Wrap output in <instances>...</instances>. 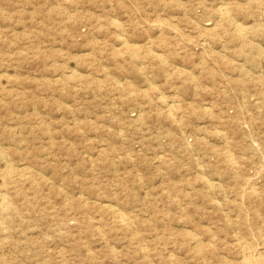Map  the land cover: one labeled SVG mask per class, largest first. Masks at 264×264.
I'll use <instances>...</instances> for the list:
<instances>
[{"label":"rangeland","instance_id":"rangeland-1","mask_svg":"<svg viewBox=\"0 0 264 264\" xmlns=\"http://www.w3.org/2000/svg\"><path fill=\"white\" fill-rule=\"evenodd\" d=\"M263 14L264 0H0V264H264Z\"/></svg>","mask_w":264,"mask_h":264},{"label":"bare ground","instance_id":"bare-ground-1","mask_svg":"<svg viewBox=\"0 0 264 264\" xmlns=\"http://www.w3.org/2000/svg\"><path fill=\"white\" fill-rule=\"evenodd\" d=\"M251 1H252V0H251ZM251 3H252V2H251ZM223 9H224V8H223ZM224 12H225V10H224ZM226 12H227V11H226ZM219 14H220V13H219ZM220 15H221V14H220ZM261 15H262V14H261ZM263 15H264V14H263ZM224 16H225V15H224ZM261 19H262V18H261ZM229 20H231L230 17H229ZM226 22L228 23V21H226ZM226 22H225V23H226ZM210 24H211V23H210ZM233 24H234V23H233ZM217 25H218V24H217ZM232 28H233V27H232ZM243 28H244V27H243ZM233 29H234V28H233ZM233 29H232V30H233ZM252 29H253V28H252ZM263 29H264V28H263ZM263 29H262V30H263ZM221 30H223V29H221ZM224 30H225V29H224ZM235 30H236V29H235ZM244 30H245V28H244ZM247 30H248V28H247ZM259 30H260V29H259ZM263 31H264V30H263ZM233 33H234V32H233ZM235 34H236V32H235ZM235 34H234V36H235ZM251 34H252V33H251ZM236 35H237V34H236ZM244 35H245V34H244ZM259 35H264V32H263V34L261 33V34H259ZM232 36H233V34H232ZM237 37H239V36H237ZM233 38H234V37H233ZM239 38H240V37H239ZM248 38H249V36H248ZM263 39H264V38H263ZM241 40H242V39H241ZM243 40H244V39H243ZM240 42H241V41H240ZM248 42H249V41H248ZM250 42H251V41H250ZM251 43H252V42H251ZM243 44H244V43H243ZM253 44L256 45V43H253ZM253 44H252V47L255 46V45H253ZM204 45H205V44H204ZM245 46H246V45H245ZM202 47H204V46H202ZM242 47H243V46H242ZM258 48H259V47H258ZM202 49H203V48H202ZM253 49H254V48H253ZM204 50H205V48H204ZM204 50H203V51H204ZM206 50H207V49H206ZM261 50H262V48H261ZM262 51H263V50H262ZM204 52H205V51H204ZM241 52H242V50H241ZM260 52H261V51H260ZM209 53H210V52H209ZM261 53H262V52H261ZM262 54H263V53H262ZM210 56H211V55H210ZM254 57H255V56H254ZM211 59H212V58H211ZM214 60H216V59H214ZM257 60H259V59H257ZM216 62H217V60H216ZM258 62H259V61H258ZM215 64H216V63H215ZM261 65H263V64H261ZM220 66H221V65H220ZM243 66H244V65H243ZM262 67L264 68V66H262ZM205 68H207V67L205 66ZM218 68H219V67H218ZM239 68H240V67H239ZM244 68H245V67H244ZM263 68H262V69H263ZM222 69H223V68H222ZM224 69H225V68H224ZM245 69H246V68H245ZM252 69H253V68H252ZM213 70H214V69H213ZM235 70H236V69H235ZM240 70H241V69H240ZM248 70H249V69H248ZM220 71H221V70H220ZM230 71H231V70H230ZM238 71H239V70H238ZM254 71H255V70H254ZM201 72H206V71H205V70H203V71H199L200 74H201ZM207 72H208V71H207ZM207 72H206V73H207ZM236 72H237V71H236ZM236 72H235V73H236ZM248 72H249V71H248ZM208 73H210V72H208ZM208 73H207V74H208ZM214 73H216V71H215ZM221 73H222V72H221ZM231 73H232V72H231ZM235 73H233V74H235ZM237 73H238V72H237ZM240 73H241V72H240ZM244 73H245V71H244ZM253 73H254V72H253ZM242 74H243V73H242ZM202 75H203V74H202ZM204 75H205V74H204ZM204 75H203V77H204ZM214 75H215V74H213V76H214ZM216 75H217V74H216ZM216 75H215V76H216ZM218 75H219V74H218ZM223 75H224V74H223ZM223 75H222V76H223ZM251 75H252V74H251ZM260 75H261V74H260ZM206 76H207V75H206ZM209 76H210V75H209ZM224 76H225V75H224ZM224 76H223V79H225ZM257 76H258V75H257ZM240 77H241V75H240ZM250 77H251V76H250ZM262 77H263V76H262ZM205 78H206V77H205ZM212 78H213V77H212ZM212 78H210V79H212ZM221 78H222V77H221ZM254 78H255V77H254ZM187 79H188V78H187ZM187 79H186V80H187ZM194 79H195V77H194ZM226 79H227V77H226ZM246 79H247V78H246ZM255 79H256V78H255ZM189 80H190V78H189ZM192 80H193V79H192ZM192 80H190V81H192ZM197 80H198V77L194 80V82H196ZM199 80H200V79H199ZM222 81H223V80H222ZM231 81H232V80H231ZM231 81H229V82H231ZM194 82H193V83L191 82V83H192V86H193ZM201 82H202V81H201ZM206 82H207V81H206ZM216 82H217V81H216ZM223 82L225 83V81H223ZM226 82H227V81H226ZM186 83H187V82H186ZM197 83H198V81L196 82V84H197ZM203 83H204V82H203ZM232 83H233V82H232ZM234 83H235V81H234ZM234 83H233V84H234ZM257 83H259V82H257ZM257 83H255V84L257 85ZM189 84H190V83H189ZM196 84H194V85L196 86ZM199 84H200V83H199ZM201 84H202V83H201ZM201 84H200V85H201ZM213 84H214V83H213ZM249 84H250V82H249ZM251 84H252V83H251ZM200 85H199V86H200ZM203 85H204V84H203ZM229 85H230V84H229ZM234 85H236V83H235ZM187 86H188V85H187ZM204 86H206V85H204ZM230 86H231V85H230ZM232 86H233V85H232ZM250 86H251V85H250ZM258 86H259V85H258ZM202 87H203V86H202ZM190 88H191V87H190ZM203 88H204V87H203ZM230 88H231V87H230ZM198 89H199V88H198ZM204 89H207V88L205 87ZM237 89H239V88H237ZM191 91H192V90H191ZM196 91H197V90H196ZM201 91H202V88H201ZM209 91H210V90H209ZM198 92H199V91H198ZM243 92H244V91H242V93H243ZM188 93H189V92H188ZM222 93H223V92H222ZM234 93H235V92H234ZM242 93H241V94H242ZM230 94H231V93H230ZM239 94H240V92H239ZM239 94H238V95H239ZM201 95H202V94H201ZM205 95H206V91H205ZM209 95H210V94H209ZM212 95H213V94H212ZM219 95H220V94H219ZM223 95L225 96V94H223ZM223 95H222V96H223ZM232 95H233V93H232ZM234 95H235V94H234ZM243 95H244V93H243ZM245 95H248V94H245ZM262 95H263V94H262ZM222 96H220L219 98H221ZM224 96H223V97H224ZM230 96H231V95H230ZM240 96H241V95H240ZM240 96H239V97H240ZM256 96H257V95H256ZM213 97H214V96H213ZM217 97H218V96H217ZM232 97H233V96H232ZM241 97H242V96H241ZM243 97H244V96H243ZM259 97H260V96H259ZM199 98H200V97H199ZM210 98H211V97H210ZM246 98H247V97H246ZM196 99H198V98H196ZM221 99H222V98H221ZM225 99H226V98H225ZM225 99L223 98V100H225ZM227 99H228V98H227ZM239 99H240V98H239ZM217 100H219V99H217ZM255 100H257V99H255ZM225 101H226V100H225ZM231 101H232V100H231ZM234 101H236V100H234ZM246 101H247V100H246ZM250 101H251V99H250ZM250 101H249V102H250ZM216 102H217V101H216ZM216 102H215V103H216ZM238 102H239V101H238ZM238 102H237V103H238ZM253 102H254V101H253ZM258 102H259V101H258ZM198 103H199V102H198ZM225 103H226V102H225ZM231 103H232V102H231ZM247 103H248V102H247ZM255 103H256V102H255ZM259 103H260V102H259ZM175 104H176V103H175ZM175 104H174V105H175ZM189 104H190V103H189ZM193 104H194V103H193ZM240 104H241V103H240ZM240 104H239V105H240ZM167 105H168V104H167ZM172 105H173V104H172ZM178 105H179V108H180V104H178ZM187 105H188V104H187ZM187 105L185 104V106H187ZM190 105H191V104H190ZM213 105H214V104H213ZM242 105H244V104H242ZM255 105H256V104H255ZM175 106H176V105H175ZM175 106H174V107H175ZM191 106H193V105H191ZM191 106H190V107H191ZM224 106H225V105H224ZM230 106H231V104H230ZM246 106H247V105H246ZM252 106H254V105H252ZM174 107H173V108H174ZM195 107H196V104H195ZM197 107H198V106H197ZM216 107H218V105H217ZM254 107H257V106H254ZM167 108H168V107H167ZM171 108H172V106H171ZM179 108H178V109H179ZM187 108H188V106H187ZM211 108H212V107H211ZM219 108H220V107H219ZM219 108H218V109H219ZM246 108H247V107H246ZM169 109H170V106H169ZM174 109H175V108H174ZM184 109H185V108H184ZM193 109H194V108H192L191 111H193ZM199 109H200V108H199ZM216 109H217V108H216ZM231 109H233V108H231ZM235 109H236V108H235ZM241 109H242V107H241ZM244 109H245V107H244ZM159 110H160V109H159ZM179 110H180V109H179ZM197 110H198V109H197ZM214 110H215V109H214ZM221 110H222V109H221ZM224 110H225V109H224ZM224 110H223V111H224ZM261 110H262V109H261ZM160 111H161V110H160ZM169 111H170V110H169ZM169 111H167V112L169 113ZM171 111H172V110H171ZM177 111H178V110H177ZM177 111H176V112H177ZM185 111H186V112H187V111L189 112L190 110L188 109V110H185ZM185 111H183V113H184ZM201 111H202V109H201ZM210 111H212V110H210ZM234 111H235V110H234ZM236 111H237V110H236ZM240 111H241V110H240ZM244 111H245V110H244ZM172 112H174V111H172ZM194 112L198 113L199 111H194ZM203 112H204V111H203ZM256 112H257V110H256ZM263 112H264V110H263ZM163 113H164V112H162V115H163ZM168 113H167V115H168ZM199 113H200V112H199ZM206 113H207V110H206ZM208 113H209V112H208ZM223 113H224V112H222L221 114H223ZM225 113H226V112H225ZM236 113H237V112H236ZM243 113H244V112H243ZM243 113H242V114H243ZM159 114H161V113H159ZM185 114H186V113H185ZM185 114H184V116H185ZM202 114H203V113H202ZM202 114H201V115H202ZM210 114H212V113H210ZM214 114H215V112H214ZM217 114H218V113H217ZM217 114L214 115L212 118L214 119L215 116L219 118V116H217ZM254 114H256V113H254ZM167 115H164V116L166 117ZM170 115H171V114H170ZM170 115H168V116L170 117ZM186 115H187V114H186ZM189 115L192 116V114H190V113L188 114V116H189ZM194 115H195V114H194ZM196 115L199 116V114H196ZM201 115H200V117L205 116V113H204V115H202V116H201ZM207 115H208V114H207ZM212 115H213V114H212ZM218 115H220V112H219ZM224 115H225V114H224ZM228 115H229V114H228ZM232 115H233V114H232ZM234 115H235V113H234ZM250 115H251V114H250ZM168 116H167V117H168ZM171 116H172V115H171ZM174 116H175V115H174ZM188 116H187V117H188ZM208 116L210 117V115H208ZM220 116H221V115H220ZM226 116H227V115H226ZM246 116H247V115H246ZM252 116H253V115H252ZM252 116H251V118H252ZM257 116H258V115H257ZM260 116H261V115H260ZM167 117H166V119H167ZM172 117H173V116H172ZM175 117H176V116H175ZM185 117H186V116H185ZM205 117H206V116H205ZM229 117L231 118V116H229ZM236 117H237V116H236ZM263 117H264V116H263ZM162 118H163V116H162ZM173 118H174V117H173ZM188 118H189V117H188ZM191 118H192V117H191ZM206 118L208 119V117H206ZM206 118H204V119H206ZM221 118H222V116H221ZM223 118H224V117H223ZM245 118H246V120H247V117H245ZM258 118H259V117H258ZM164 119H165V118H164ZM174 119H175V118H174ZM194 119H195V118H194ZM253 119H254V118H253ZM256 119H257V118H256ZM259 119H260V118H259ZM259 119H257V120H259ZM181 120H182V119H181ZM181 120H179V122H180ZM191 120H192V119H191ZM210 120H211V119H210ZM218 120H219V119H218ZM220 120H221V119H220ZM227 120H228V119H227ZM231 120H232V119H231ZM244 120H245V119H244ZM249 120H250V119H249ZM254 120H255V119H254ZM167 121H169V120H167ZM171 121H172V119H171ZM171 121H170V122H171ZM173 121H174V120H173ZM187 121H189V120H187ZM187 121H185V122L187 123ZM176 122H177V121H176ZM229 122H230V121H229ZM236 122H237V121H236ZM246 122H247V121H246ZM248 122H249L248 124L250 125L251 122H250V121H248ZM177 123H178V122H177ZM188 123H189V122H188ZM188 123H187V124H188ZM194 123H195V122H194ZM218 123H219V122H218ZM238 123H239V122H238ZM255 123H256V122H255ZM255 123H254V124H255ZM172 124H173V123H172ZM191 124L194 125L193 123H191ZM219 124H220V123H219ZM243 124H244V123H243ZM243 124H242V126H243ZM254 124H253V125H254ZM257 124H258V123H257ZM261 124H263V123H261ZM175 125H176V124H175ZM192 125H190V126H192ZM195 125H196V124H195ZM195 125H194V126H195ZM215 125H216V123H215ZM222 125H223V124H222ZM245 125H246V124H245ZM251 125H252V124H251ZM255 125H256V124H255ZM176 126H177V125H176ZM196 126H197V125H196ZM211 126H212V125H211ZM238 126H239V125H238ZM256 126H258V125H256ZM197 127H199V126H197ZM239 127H240V126H239ZM245 127H247V126H245ZM253 127H254V126H253ZM263 127H264V126H263ZM181 128H182V126H180L179 129H181ZM194 128H195V127H194ZM194 128H193V129H194ZM224 128H225V127H224ZM227 128H228V127H227ZM250 128H252V127H250ZM250 128H249V129H250ZM257 128H258V127H257ZM257 128H256V129H257ZM205 129H207V128H204V130H205ZM219 129H220V128H219ZM221 129H222V128H221ZM242 129H243V128H242ZM242 129H241V130H242ZM249 129H247V131H248ZM252 129H253V128H252ZM252 129H251V130H252ZM259 129H260V128H259ZM181 130H182V129H181ZM194 130H195V129H194ZM198 130H199V128H198ZM200 130H201V128H200ZM204 130H203V131H204ZM210 130H211V129H210ZM214 130H216V129H214ZM217 130H218V129H217ZM223 130H224V129H223ZM225 130H226V129H225ZM230 130H231V129H230ZM253 130H254V129H253ZM257 130H258V129H257ZM263 130H264V129H263ZM192 131H193V130H192ZM196 131H197V130H196ZM182 132H183V131H182ZM200 132H201V131H200ZM207 132H209V131L207 130ZM211 132H212V131H211ZM224 132H226V131H224ZM228 132H229V131H228ZM228 132H227V133H228ZM244 132H245V130H244ZM249 132H250V131H249ZM253 132H255V130H254ZM179 133H181V132H179ZM185 133H186V132H185ZM185 133H184V135H185ZM204 133H206V131H205ZM229 133H230V132H229ZM246 133H247V132H246ZM246 133H245V134H246ZM256 133H257V132H256ZM260 133H261V132H260ZM260 133H259V134H260ZM212 134H213V133H212ZM231 134H232V132H231ZM236 134H237V133H236ZM236 134L234 133V135H236ZM240 134H241V133H240ZM259 134H258V135H259ZM181 135H182V133H181ZM187 135H188V134H187ZM189 135H190V134H189ZM204 135H205V134H204ZM208 135H209V134H208ZM208 135H207V136H208ZM213 135H214V134H213ZM217 135H218V133H217ZM238 135H239V134H238ZM238 135H237V136H238ZM261 135H262V133H261ZM261 135H260V136H261ZM182 136H183V135H182ZM214 136H216V135H214ZM229 136L232 137V135H229ZM260 136H259V137H260ZM180 137H181V136H180ZM190 137H191V136H190ZM199 137H200V136H199ZM199 137H198V138H199ZM203 137H205V136H203ZM203 137H202V138H203ZM224 137H225V135H224ZM231 137H230V138H231ZM238 137H239V136H238ZM254 137H255V136H254ZM261 137H263V136H261ZM183 138H184V137H183ZM188 138H189V137H188ZM188 138H187V139H188ZM195 138H196V137H195ZM216 138H217V137H216ZM225 138H226V137H225ZM200 139H201V138H199L198 140H200ZM242 139H243V138H242ZM245 139H246V138H245ZM253 139H254V138H253ZM260 139H261V138H260ZM217 140H220V138L217 139ZM225 140H227V139H225ZM230 140H231V139H229V141H230ZM234 140H235V139H234ZM182 141H183V140H182ZM184 141H186V140H184ZM195 141H196V140H195ZM195 141H194V142H195ZM223 141H224V140H223ZM241 141H242V140H241ZM261 141H262V140H261ZM194 142H193V143H194ZM202 142L204 143V141H201V143H202ZM205 142H206V141H205ZM215 142H216V141H215ZM217 142H218V141H217ZM243 142H244V141H243ZM201 143H200V144H201ZM230 143H231V142H230ZM239 143L241 144L242 142H239ZM239 143H238V144H239ZM246 143H247V142H246ZM246 143H245V144H246ZM206 144H207L206 147H208V142H207ZM206 144H204V146H205ZM243 144H244V143H243ZM243 144H242V146H243ZM183 145H184V144H183ZM183 145H182V146H183ZM190 145H191V144H190ZM196 145H197V144H196ZM216 145H217V144H216ZM220 145H221V144H220ZM184 146H185V147H186V146L189 147V145H188V140H187V144L184 145ZM191 146H193V145H191ZM191 146H190V148H191ZM198 146H199V145H198ZM198 146H197V147H198ZM200 146H201V145H200ZM200 146H199V147H200ZM202 146H203V144H202ZM210 146H211V144H210ZM228 146H229V144H228ZM231 146H232V145H231ZM231 146H230V147H231ZM245 146H246V145H245ZM249 146H251V144H250ZM261 146H262V145H261ZM195 147H196V146H195ZM211 147H212V146H211ZM217 147H218V146H217ZM232 147H233V146H232ZM259 147H260V146H259ZM181 148H182V147H181ZM190 148H189V150H190V152H192ZM201 148H204V147H201ZM214 148H215V147H213V148H211V149H214ZM223 148H225V150L227 149L226 146H223ZM228 148H229V147H228ZM244 148H245V147H244ZM251 148H252V147H251ZM251 148H250V151H251V150H254L253 148H252V149H251ZM256 148H257V147H256ZM185 149H186V148H185ZM192 149H193V148H192ZM194 149H195V148H194ZM208 149H210V148L208 147ZM219 149H222L221 146H220ZM234 149H236V148H234ZM241 149H242V148H241ZM183 150H184V147H183ZM203 150H205V148H204ZM203 150H202V151H203ZM180 151H181V149H180ZM200 151H201V150H200ZM206 151H207V150H206ZM219 151L222 152V151H224V150H218V151H216V152L218 153ZM234 151H237V150H234ZM234 151H233V152H234ZM245 151H246V150H245ZM250 151H249V152H250ZM259 151H260V150H259ZM184 152H185V151H184ZM187 152H188V151H186V153H187ZM193 152H194V151H193ZM196 152H198V151H196ZM204 152H205V151H204ZM214 152H215V151H213L212 153H214ZM233 152H232V153H233ZM254 152H255V150H254ZM180 153H182V152H180ZM207 153H208V152H207ZM207 153H206V154H207ZM209 153H210V152H209ZM209 153H208V154H209ZM223 153H224V152H223ZM234 153H235V152H234ZM255 153H256V152H255ZM261 153H262V152H261ZM261 153H259V154H261ZM188 154H189V153H188ZM188 154H187V155H188ZM190 154H192V153H190ZM193 154H194V153H193ZM196 154H197V153H196ZM204 154H205V153H204ZM204 154H203V155H204ZM224 154H225V153H224ZM241 154H243V153H241ZM253 154H254V153H253ZM253 154H252V155H253ZM256 154H257V153H256ZM187 155H185V156H187ZM215 155H216V154H215ZM219 155H220V153H219ZM222 155H223V154H222ZM222 155H221V156H222ZM235 155H236V154H235ZM235 155H234V157H235ZM246 155H247V154H246ZM250 155H251V154H249V156H250ZM257 155H258V154H257ZM257 155H256V156H257ZM262 155H263V154H262ZM197 156H198V155H197ZM216 156H217V155H216ZM238 156H239V155H238ZM263 156H264V155H263ZM187 157H188L187 159L189 160V159H190L189 155H188ZM193 157H194V155H193ZM205 157H206V156H205ZM219 157H220V156H219ZM222 157H224V156H222ZM247 157H248V156H247ZM252 157H253V156H252ZM252 157H250V158L252 159ZM257 157H258V156H257ZM217 158H218V157H217ZM236 158H237V157H236ZM241 158H242V157H241ZM239 159H240V157H239ZM256 159H257V158H256ZM193 160H194V159H193ZM197 160H198V159H197ZM236 160H237V159H236ZM240 160H242V159H240ZM240 160H239V161H240ZM248 160H249V159H248ZM200 161H202V159H201ZM220 161H221V159H220ZM239 161H238V162H239ZM242 161H243V160H242ZM246 161H247V160H245V163H242V164H246ZM262 161H263V160H262ZM194 162H195V161H194ZM194 162H193V163H194ZM213 162H214V161H213ZM224 162H225V161H224ZM243 162H244V161H243ZM247 162H248V161H247ZM250 162H251V161H250ZM191 163H192V160H191ZM202 163H203V162H202ZM216 163H217V162H216ZM222 163H223V160H222ZM222 163H221V164H222ZM225 163H226V162H225ZM225 163H224V164H225ZM257 163H258V162H256L255 165H257ZM259 163H260V162H259ZM261 163H262V162H261ZM261 163H260V165H261ZM196 164H197V163H196ZM196 164H195V165H196ZM198 164H200V163H198ZM218 164H219V163H218ZM226 164H227V163H226ZM206 165H207V164H206ZM236 165H237V164H236ZM260 165H258V166L260 167ZM207 166H208V165H207ZM207 166H206V167H207ZM210 166L212 167V166H214V164H213V165H210ZM215 166H217V165H215ZM220 166H221V165H220ZM222 166H223V164H222ZM232 166H233V165H232ZM241 166H242V165H241ZM243 166H244V165H243ZM9 167H12V166L9 165L8 168H9ZM204 167H205V166H204ZM204 167H203V169H204ZM218 167H219V165H218ZM237 167H238V166H237ZM250 167H251V165H250ZM256 167H257V166H256ZM12 168H13V167H12ZM12 168H11V169H12ZM207 168H209V167H207ZM215 168H216V167H214V169H215ZM226 168H227V167H226ZM226 168H224V170H226ZM11 169H10V170H11ZM197 169H198V168H197ZM212 169H213V167H212ZM214 169H213V170H214ZM219 169H221V168H219ZM219 169H217V170L215 169L214 171L216 172V171H218ZM222 169H223V167H222ZM230 169H232V168H230ZM235 169H236V168H235ZM251 169H252V168H251ZM254 169H255V168H254ZM260 169H261V167H260ZM8 170H9V169H8ZM239 170H240V169H239ZM243 170H244V169H243ZM249 170H250V169H249ZM255 170H257V169H255ZM199 171H200V170H199ZM207 171H208V170H207ZM228 171L230 172V170H227L226 173H228ZM236 171H238V169H237ZM250 171H251V170H250ZM209 172H211V170H210ZM222 172H225V171H222ZM238 172H239V171H238ZM240 172H241V170H240ZM256 172H257V171H256ZM220 173H221V171H220ZM226 173H225V174H226ZM254 173H255V172H254ZM260 173H261V172H260ZM263 173H264V172H263ZM263 173H262V174H263ZM190 174H191V173H190ZM208 174H209V173H208ZM218 174H219V173H218ZM225 174H223V176H225ZM229 174H231V173H228V175H229ZM235 174H236V173H235ZM235 174L233 173L234 177L236 176ZM239 174H240V173H239ZM242 174L245 175V173H242ZM258 174H259V173H258ZM197 175H199V174H197ZM206 175H207V173H206ZM215 175H217V173H216ZM221 175H222V173H221ZM246 175H247V174H246ZM253 175H254V174H253ZM253 175H252V176H253ZM7 176H8V175H7ZM203 176H204V175H203ZM250 176H251V175H250ZM252 176H251V177H252ZM259 176H260V175H259ZM197 177H200V176H197ZM206 177H207V176H206ZM219 177L221 178L220 175H218V178H219ZM230 177H231V176H230ZM232 177H233V176H232ZM236 177H237V176H236ZM240 177H242V176H240ZM251 177H250V179H251ZM256 177H257V175H256ZM262 177H264V176H262ZM262 177H260V178H262ZM8 178H10V177H7V179H8ZM11 178H12V176H11ZM213 178H214V177H213ZM227 178H228V176H227ZM242 178H244V177H242ZM7 179H6V181H7ZM238 179H239V178H238ZM252 179H253V178H252ZM263 179H264V178H263ZM17 180H18V178H17ZM204 180H205V179H204ZM222 180H223V178H222ZM244 180H246V179H243V181H244ZM15 181H16V180H15ZM199 181L202 182L203 180H199ZM227 181H228V180H227ZM231 181H232V179H231ZM256 181L259 182V180H256ZM256 181H255V182H256ZM7 182H8V181H7ZM7 182H6V183H7ZM11 182H12V180H11ZM11 182H10V184H12ZM20 182H21V181H20ZM208 182H209V181H208ZM212 182H213V181H212ZM232 182H233V181H232ZM237 182H238V181H237ZM237 182H236V179H235V184H236ZM239 182H240V181H239ZM239 182H238V183H239ZM241 182H242V181H241ZM245 182H246V181H245ZM252 182H253V181H252ZM0 183H1V182H0ZM15 183H16V182H15ZM18 183H19V182H18ZM228 183H230V182H228ZM248 183H249V182H248ZM263 183H264V182H263ZM190 184H191V183H190ZM2 185H3V184H2ZM16 185H17V184H16ZM202 185H204V184L202 183ZM224 185H226V184H224ZM232 185H233V183H232ZM232 185H231V186H232ZM237 185H238V184H237ZM255 185H256V184H255ZM10 186H11V185H10ZM208 186H209V185H208ZM208 186H207V188H208ZM215 186H218V185H215ZM219 186H220V185H219ZM221 186H222V185H221ZM238 186H239V185H238ZM240 186H242V185H240ZM243 186H244V185H243ZM243 186H242V187H243ZM245 186H246V185H245ZM247 186H248V184H247ZM247 186H246V187H247ZM252 186H253V185H252ZM191 187H192V186H191ZM225 187L227 188V186H225ZM228 187H230V184L228 185ZM233 187H236V186L234 185ZM256 187L261 188V186H256ZM204 188H206V187L204 186ZM210 188H211V186H210ZM220 188H221V187H220ZM220 188H218V189H220ZM226 188H225V189H226ZM230 188H232V187H230ZM240 188H241V187H239V189H240ZM250 188H251V187H249V190H250ZM252 188H253V187H252ZM252 188H251V189H252ZM254 188H255V187H254ZM259 188H258V189H259ZM192 189H193V187H192ZM214 189H215V187H214ZM223 189H224V188H222V190H223ZM236 189H237V188H236ZM236 189H235V190H236ZM239 189H238V190H239ZM258 189H257V190H258ZM209 190H210V189H209ZM209 190H208V191H209ZM212 190H213V188H212ZM228 190H229V188H228ZM232 190H233V189H232ZM232 190H230V191H232ZM243 190H244V189H243ZM247 190H248V189H247ZM255 190H256V189H255ZM199 191H200V190H199ZM208 191H207V192H208ZM240 191H241V189L239 190V192H240ZM258 191H259V190H258ZM0 192H1V191H0ZM195 192H196V191H195ZM205 192H206V190H204V193H205ZM215 192H216V191H215ZM218 192H219V190H218ZM223 192H224V191H223ZM237 192H238V191H237ZM237 192L235 191V193H237ZM259 192H260V191H259ZM259 192H258V193H259ZM5 193H6V192H5ZM228 193H230V192H228ZM235 193H234V194H235ZM242 193H243V192H242ZM248 193H249V192H248ZM260 193H262V192H260ZM260 193H259V194H260ZM198 194H199V193H198ZM210 194H213V193L210 192ZM216 194H217V193H216ZM221 194H222V193H221ZM234 194H233V195H234ZM237 194H238V193H237ZM237 194H236V195H237ZM246 194H247V193H246ZM250 194H251V193H250ZM217 195H218V194H217ZM217 195H215V196H217ZM219 195H220V194H219ZM223 195H225V194L223 193ZM260 195H262V194H260ZM202 196H204V195H202ZM202 196H200V197H202ZM207 196H209V193H208ZM210 196H211V195H210ZM221 196H222V195H221ZM228 196H229V195H228ZM245 196H246V195H245ZM5 197H6V196H4V199H5ZM222 197H223V196H222ZM240 197H241V196H239L238 199H239ZM202 198H204V197H202ZM223 198H224V197H223ZM248 198H249V197H248ZM255 198H256V196H255ZM255 198H253V199H255ZM262 198H264V197L262 196ZM204 199H205V198H204ZM209 199H210V198H209ZM219 199H220V198H219ZM219 199H218V200H219ZM231 199H232V198H231ZM249 199H250V198H249ZM189 200H190V199H189ZM215 200H216V199H215ZM218 200H217V201H218ZM224 200H225V198H224ZM228 200H229V199H228ZM235 200H236V199H235ZM263 200H264V199H263ZM263 200H262V201H263ZM3 201H4V200H3ZM205 201H206V200H205ZM210 201H211V200H210ZM210 201H209V202H210ZM217 201H216V202H217ZM245 201H246V200H245ZM251 201H252V200H251ZM255 201H256V200H255ZM257 201H258V200H257ZM4 202H5V201H4ZM7 202H8V201H7ZM231 202H232V201H231ZM213 203H214V202H212V204H213ZM236 203H237V202H236ZM236 203H235V204H236ZM244 203H245V202H244ZM244 203L242 202L241 205H242V204L244 205ZM258 203H259V202H258ZM4 204H5V203H4ZM4 204H3V205H4ZM221 204H222V203H221ZM226 204H227V203H226ZM250 204H251V202H250ZM252 204H253V203H252ZM260 204H262L261 201H260ZM263 204H264V203H263ZM229 205H230V204H229ZM239 205H240V204H239ZM246 205H247V204H246ZM246 205H245V206H246ZM5 206H6V205H5ZM5 206H4V207H5ZM219 206H220V205H219ZM251 206H252V205H251ZM4 207H3V210L5 209ZM9 207H10V205H9ZM224 207H226V206H224ZM242 207H244V206H242ZM249 207H250V206H249ZM259 207H260V205H259ZM216 208H217V207H216ZM237 208L240 209L239 206H238ZM244 208H245V207H244ZM244 208H243V211H244ZM254 208H255V207H254ZM6 209H8V208H6ZM213 209H214V208H213ZM231 209H232V208H231ZM257 209H260V208H257ZM17 210H18V209H17ZM235 210H236V209H235ZM253 210H255V209H253ZM230 211H231V210L229 209V213H230ZM233 211H234V210H233ZM247 211H249V210H247ZM247 211L245 210V212H247ZM219 212H220V211H219ZM231 212H232V211H231ZM234 212H235V211H234ZM236 212H237V210H236ZM239 212L242 213L241 211H239ZM220 213H221V212H220ZM232 213H233V212H232ZM237 213H238V212H237ZM249 213H250V211H249ZM246 214H247V213H246ZM246 214H245L244 216H246ZM253 214H254V213H253ZM253 214H252V215H253ZM223 215H224V214H223ZM225 215H226V214H225ZM232 215H233V214H232ZM235 215H236V214H235ZM239 215H240V214H239ZM242 215H243V214H242ZM119 216H120V214H119ZM227 216H228V215H227ZM244 216H243V217H244ZM254 216H255V215H254ZM259 216H260V215H259ZM219 217H221V216H219ZM225 217H226V216H225ZM232 217H233V216H232ZM235 217H236V216H235ZM238 217L240 218V216H238ZM238 217H237V218H238ZM241 217H242V216H241ZM243 217H242V218H243ZM263 217H264V216H263ZM237 218H236V219H237ZM250 218H252V216H251ZM253 218L255 219V217H253ZM215 219H216V218H215ZM225 219H226V218H225ZM245 219H247V218L245 217ZM219 220H220V219H219ZM221 220H222V219H221ZM226 220H227V219H226ZM232 220H233V219H232ZM125 221H126V220H125ZM224 221H225V220H224ZM228 221H229V219H228ZM228 221H227V222H228ZM233 221H235V219H234ZM238 221H239V220H238ZM244 221H246V220H244ZM244 221H243V222H244ZM252 221H253V220H252ZM255 221H256V220H255ZM118 222H119V221H118ZM123 222H124V220H123ZM123 222H122V224H123ZM126 222H127V221H126ZM250 222H251V221H250ZM215 223H216V222H215ZM229 223H230V222H229ZM237 223H238V222H237ZM246 223H248V222H246ZM251 223H252V222H251ZM126 224H129V223H126ZM226 224H227V223H226ZM231 224H232V223H231ZM238 224H239V223H238ZM124 225H125V224H124ZM130 225H131V224H130ZM223 225H224V223H223ZM248 225H249V224H248ZM248 225H246V226H248ZM254 225H255V224H254ZM128 226H129V225H128ZM234 226H235V225H234ZM234 226H233V228H234ZM244 226H245V225H244ZM129 227H130V226H129ZM221 227H222V226H221ZM229 227H230V226H229ZM236 227H237V226H236ZM242 227H243V226H242ZM248 227H249V226H248ZM248 227H247V228H248ZM252 227H253V224H252ZM258 227H259V226H258ZM227 228H228V226L226 227V230H227ZM228 229H229V228H228ZM236 229H237V231H238V227H237ZM241 229H242V228H241ZM231 230H232V228H231ZM233 230H234V229H233ZM261 230H263V229H261ZM228 231H230V230H228ZM235 231H236V230H234V232H235ZM243 231H244V230H243ZM243 231H242V232H243ZM246 231H247V230H246ZM259 231H260V230H259ZM255 232L258 233V234L260 233V232H257L256 230H255ZM232 233H233V232H232ZM243 233H244V232H243ZM249 233H251V232H249ZM256 233H255V234H256ZM225 234H226V233H225ZM241 234H242V233H241ZM258 234H257V235H258ZM247 235H248V234H247ZM260 235H261V234H260ZM260 235H259V236H260ZM239 236H240V235H239ZM255 236H256V235H255ZM240 237H241V236H240ZM243 237H244V236H243ZM243 237H241V238H243ZM246 239H247V238H246ZM249 239H250V238H249ZM236 240H237V238H236ZM238 240H239V239H238ZM240 240H241V239H240ZM256 240H257V239H256ZM259 242H260V241H259ZM237 243H238V242H237ZM241 243H242V242H241ZM242 244H243V243H242ZM242 244H241V245H242ZM224 246H225V245H224ZM239 246H240V245H239ZM255 246H256V245H255ZM255 246H254V247H255ZM240 247H241V246H240ZM74 248L77 249V245H76V247L74 246ZM78 248H79V247H78ZM224 248H225V247H224ZM242 248H243V247H242ZM247 248H248V247H247ZM247 248H246V249H247ZM251 248H252V247H251ZM259 248H262V247L259 246ZM259 248H258V249H259ZM221 249H222V248H221ZM246 249H245V251H246ZM258 249H257V250H258ZM231 250H232V249H231ZM231 250H230V251H231ZM250 251H252V250H249V252H250ZM259 251H260V250H259ZM225 252H226V251H225ZM233 252H234V251H233ZM237 252H238V251H237ZM249 252H248V253H249ZM226 253H230V252H226ZM231 253H232V252H231ZM243 253H244V252H243ZM254 253H255V252H254ZM238 254H239V252H238ZM229 255H230V254H229ZM243 255H244V254H243ZM241 256H242V255H240V257H241ZM251 257H252V256H251ZM263 257H264V256H263ZM249 258H250V257H249ZM243 259H244V258H243ZM255 259H256V258H255ZM257 259H258V258H257ZM263 259H264V258H263ZM263 259H262V260H263ZM221 260H222V259H221ZM221 260H220V261H221ZM223 260H225V259H223ZM248 260H249V259H248ZM252 260H253V262H255V261H254V257H253ZM259 260H260V259H259ZM225 261H226V260H225ZM246 261H247V259H246ZM256 261H257V260H256ZM226 262H227V261H226ZM230 262H231V261H230ZM259 263H260V262H259ZM259 263H257V264H259ZM261 263H262V262H261ZM220 264H221V263H220ZM228 264H230V263H228ZM232 264H233V262H232ZM238 264H239V263H238ZM240 264H242V263H240ZM247 264H248V262H247ZM254 264H255V263H254Z\"/></svg>","mask_w":264,"mask_h":264}]
</instances>
